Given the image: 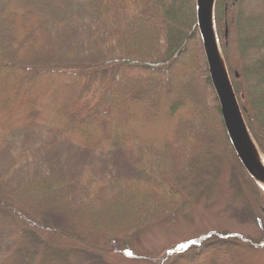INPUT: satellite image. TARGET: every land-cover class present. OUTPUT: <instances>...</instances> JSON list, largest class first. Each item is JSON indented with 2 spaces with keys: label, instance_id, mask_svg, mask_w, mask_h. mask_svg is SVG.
<instances>
[{
  "label": "trees",
  "instance_id": "16d2710c",
  "mask_svg": "<svg viewBox=\"0 0 264 264\" xmlns=\"http://www.w3.org/2000/svg\"><path fill=\"white\" fill-rule=\"evenodd\" d=\"M232 2L216 5L223 51ZM260 49L263 55L242 74L227 68L264 156V45ZM242 77L251 80L246 91ZM191 94L192 112H184L189 120L181 122ZM173 95L177 99L169 101ZM164 116L173 122L169 137H143ZM133 124L142 134L113 132ZM32 125L46 149L64 140L88 155L121 154L126 168L69 178L52 171L24 175L14 185L0 264H82L90 238L126 237L187 210L192 170L206 159L230 160L264 215V191L241 165L225 129L197 29L196 0H0V155L16 136L24 142ZM18 166L14 159L12 173ZM55 195L61 199H49ZM36 202L29 217L28 204ZM47 207L66 209L75 229L51 230L57 240L42 237L35 229ZM194 243L166 249L161 264H239V243L228 232Z\"/></svg>",
  "mask_w": 264,
  "mask_h": 264
},
{
  "label": "rangeland",
  "instance_id": "374dc122",
  "mask_svg": "<svg viewBox=\"0 0 264 264\" xmlns=\"http://www.w3.org/2000/svg\"><path fill=\"white\" fill-rule=\"evenodd\" d=\"M232 25L226 28L225 48L221 47L227 67L237 75L242 74L245 67L251 66L252 58L263 55L260 47L264 45V0H237L231 9ZM151 26V25H150ZM243 44V46H242ZM253 44L254 49L250 48ZM246 47V49H245ZM246 51V52H245ZM133 80V79H132ZM250 78L242 77L240 86L246 91ZM59 85V84H58ZM60 86H56L58 88ZM94 90V89H93ZM92 90V91H93ZM59 93V90L58 92ZM63 93V92H62ZM193 95L184 100V109L179 121L189 120L184 112H192ZM177 99L176 95L169 101ZM56 106L57 103L53 102ZM119 107L116 108L118 110ZM139 114H135V116ZM16 115V122L20 119ZM55 121V120H53ZM58 122V121H57ZM189 122V121H188ZM166 116L157 119L148 127L143 137L160 141L169 134L172 126ZM55 125L59 126L55 121ZM33 125L26 128V138L19 144L17 136L11 144L2 147L0 155V244L10 233V205L15 199L14 185L23 180L24 175L35 171L55 172L67 178L78 172L114 174L126 168L121 154L88 155L64 140L50 145L47 149L33 135ZM130 131V132H129ZM118 135L142 134L137 125H130L125 130L114 129ZM144 133V132H143ZM169 137V135H168ZM21 147L19 148L18 146ZM39 154L37 162L30 160L22 163L19 160L33 158ZM15 159L19 165L12 173L11 162ZM36 167L39 169L35 170ZM12 173V174H11ZM95 177L99 175L93 174ZM40 177V176H39ZM189 193L193 198L185 211L163 222L143 228L139 232L126 237H93L89 247L82 255V264L92 261L93 264H161L163 252L173 245H199L212 234L228 232L235 237L239 248L235 253L239 264H264V244L262 242L264 215L259 209L249 187L241 180L239 170L228 159L201 160L192 170V182ZM53 198V199H52ZM61 199L58 195L50 197ZM38 204H28V216H34ZM35 229L45 238L57 240L51 230L72 231L71 219L67 210L47 207L37 219ZM200 240H203L201 243Z\"/></svg>",
  "mask_w": 264,
  "mask_h": 264
},
{
  "label": "water",
  "instance_id": "95a60500",
  "mask_svg": "<svg viewBox=\"0 0 264 264\" xmlns=\"http://www.w3.org/2000/svg\"><path fill=\"white\" fill-rule=\"evenodd\" d=\"M237 3L234 0L233 5ZM217 0H196L197 29L213 89L231 145L241 165L264 190V157L255 144L238 103L216 31Z\"/></svg>",
  "mask_w": 264,
  "mask_h": 264
}]
</instances>
